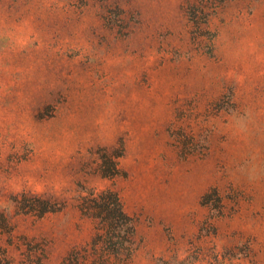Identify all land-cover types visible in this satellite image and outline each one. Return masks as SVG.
I'll return each mask as SVG.
<instances>
[{"label": "rangeland", "instance_id": "374dc122", "mask_svg": "<svg viewBox=\"0 0 264 264\" xmlns=\"http://www.w3.org/2000/svg\"><path fill=\"white\" fill-rule=\"evenodd\" d=\"M0 264H264V0H0Z\"/></svg>", "mask_w": 264, "mask_h": 264}]
</instances>
